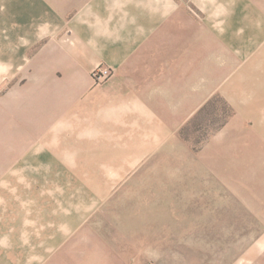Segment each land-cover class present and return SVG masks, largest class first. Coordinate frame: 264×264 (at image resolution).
<instances>
[{"label": "rangeland", "instance_id": "obj_1", "mask_svg": "<svg viewBox=\"0 0 264 264\" xmlns=\"http://www.w3.org/2000/svg\"><path fill=\"white\" fill-rule=\"evenodd\" d=\"M175 1L203 24L246 6L264 18L260 0ZM201 43L203 59L225 64L221 48ZM259 49L236 54L170 140L151 144L66 140L51 126L65 95L49 93L64 80L38 78L32 60L3 63L0 48V221L57 218L58 241L34 242L41 264H264V73L250 62ZM249 62L246 119V101L225 86Z\"/></svg>", "mask_w": 264, "mask_h": 264}, {"label": "crops", "instance_id": "obj_2", "mask_svg": "<svg viewBox=\"0 0 264 264\" xmlns=\"http://www.w3.org/2000/svg\"><path fill=\"white\" fill-rule=\"evenodd\" d=\"M251 9L243 7L241 18L203 24L175 0H0L1 61L32 60L38 78L64 80L49 93L65 95L57 100L55 114L61 120L51 126L73 137L66 140L153 144L170 140L213 89L217 72L233 69L236 54L243 57L259 47L262 54L250 62L255 60L256 73H264V18L258 17L259 9L253 8L254 15ZM202 40L221 48L223 66L203 59ZM10 48L18 49L17 59L10 58ZM250 62L225 86L227 94L234 91L246 101V119L252 107L242 91L244 78H253ZM102 64L115 73L96 84L92 72ZM211 68L214 73L203 82ZM25 219L9 214L0 221V249H8L0 250V264H41L32 252L34 242L58 241L56 217L31 226Z\"/></svg>", "mask_w": 264, "mask_h": 264}, {"label": "built area", "instance_id": "obj_3", "mask_svg": "<svg viewBox=\"0 0 264 264\" xmlns=\"http://www.w3.org/2000/svg\"><path fill=\"white\" fill-rule=\"evenodd\" d=\"M113 69L106 65H100L93 71V79L95 82L103 83L111 78V76L114 74Z\"/></svg>", "mask_w": 264, "mask_h": 264}]
</instances>
